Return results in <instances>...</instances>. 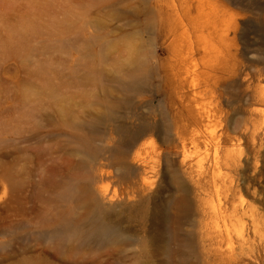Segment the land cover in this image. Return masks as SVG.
Returning a JSON list of instances; mask_svg holds the SVG:
<instances>
[{
    "label": "rangeland",
    "instance_id": "rangeland-1",
    "mask_svg": "<svg viewBox=\"0 0 264 264\" xmlns=\"http://www.w3.org/2000/svg\"><path fill=\"white\" fill-rule=\"evenodd\" d=\"M156 230L152 264H264V0H0V264Z\"/></svg>",
    "mask_w": 264,
    "mask_h": 264
},
{
    "label": "bare ground",
    "instance_id": "bare-ground-1",
    "mask_svg": "<svg viewBox=\"0 0 264 264\" xmlns=\"http://www.w3.org/2000/svg\"><path fill=\"white\" fill-rule=\"evenodd\" d=\"M142 182H143V180H142ZM142 182L140 184L141 186L143 185ZM144 183H146V182H144ZM150 185H151V183L148 186H150ZM151 188H152V186H151ZM152 190H153V188H152ZM213 210H214V206H213ZM156 216H157V213H154V215H153L154 221L157 219ZM166 233H167V231H166ZM90 234H91V236L98 238L99 240H106V239L118 237L119 235L122 234V232L119 229V227L117 226V224H115L113 221H111V219L108 218V216L106 214L101 213V215L97 217V219L95 220V223L91 227ZM241 237H243V236L241 235ZM149 241H150L152 247H151V250H148V252L150 253L151 264H152V258L157 256L158 254H162L164 252V250L166 249L167 241H166V239H163V236H162L160 230L159 231L156 230L155 233L152 234V236L149 238ZM156 262H158V261H156Z\"/></svg>",
    "mask_w": 264,
    "mask_h": 264
}]
</instances>
